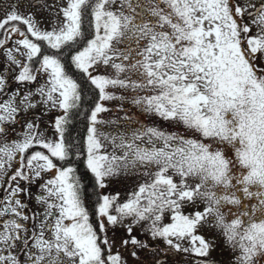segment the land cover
Here are the masks:
<instances>
[{
  "label": "snow or ice",
  "instance_id": "6c2138e0",
  "mask_svg": "<svg viewBox=\"0 0 264 264\" xmlns=\"http://www.w3.org/2000/svg\"><path fill=\"white\" fill-rule=\"evenodd\" d=\"M26 7L0 11V264H264V0ZM112 101L182 131L106 120ZM122 174L142 178L123 201L102 191Z\"/></svg>",
  "mask_w": 264,
  "mask_h": 264
},
{
  "label": "rangeland",
  "instance_id": "374dc122",
  "mask_svg": "<svg viewBox=\"0 0 264 264\" xmlns=\"http://www.w3.org/2000/svg\"><path fill=\"white\" fill-rule=\"evenodd\" d=\"M3 6H0V11L3 10ZM35 14L37 15V17L39 19H47L48 14H42L41 11L39 9H35ZM255 29V26H253V30ZM4 62V57L1 56L0 57V66L3 65ZM101 71H103V69H101ZM16 87V85L13 83L12 84V90H14ZM28 87L32 88L34 90L35 85H29ZM10 94V92H9ZM6 97H3V99H5ZM119 104L120 102L118 101H112V102H106V106H108L109 108L112 109L111 112L109 113H104L102 114V118L108 120V119H117L119 117H123L125 115V112L127 113V115L134 117L135 120L139 121L140 124H143L145 126H155L158 128H161L164 131H182L181 129H177L174 126H170L168 124V122L162 121L160 120L158 117H154V116H147L145 114H142L137 108H135L134 106H132L130 103H124L123 107H124V112H121L118 110L119 108ZM33 112H35V115L40 116L41 117V121L40 122V127L41 130H44L45 128L48 129L47 134L49 136L52 135V130H51V123L54 120V117L59 114L57 113L55 110L52 112H49L47 115H44V109L42 107H39L36 110H32ZM21 117H23V114L21 115ZM32 118V117H29ZM23 123V119L21 118V124ZM21 124L20 125H16V132L12 133V138L15 139L17 138V133L21 130ZM137 125H132V127H136ZM11 127H15V125L11 126ZM17 127H19L17 129ZM101 131H105V132H110V133H115L117 131V129L120 130H124L125 127H127L125 124L121 123L119 125H101L99 126ZM106 150L108 151H112V148L110 145L106 144ZM142 182V178L137 176V175H133L130 174L128 176H124L123 174L120 177H117L113 180H111L109 182V187L105 190H102L105 192V194H116L117 192H119L120 194V199L121 201L125 200L128 195L134 191L138 185V183ZM1 190V189H0ZM32 192L35 193L38 191V188L33 185L32 186ZM25 199H27V197H24ZM32 207H35L34 202ZM187 211V210H186ZM121 233L123 232V230H119ZM134 234L137 235L138 237L142 238V239H146L148 240V242L151 244H153L154 242H152L150 240V238L141 235L139 229L134 230ZM206 236L211 237L212 233L205 231L204 233ZM221 249H223V252L226 253V255H229V252L227 250H225L223 248V246L218 245ZM147 256L148 259H151V256L148 254H145ZM163 257V254H162ZM144 258V257H142ZM231 257H227V259H230ZM167 259L169 261L172 260H179L181 259L180 257H172V256H168ZM129 262L130 264H134V261H132L131 258H129Z\"/></svg>",
  "mask_w": 264,
  "mask_h": 264
},
{
  "label": "trees",
  "instance_id": "16d2710c",
  "mask_svg": "<svg viewBox=\"0 0 264 264\" xmlns=\"http://www.w3.org/2000/svg\"><path fill=\"white\" fill-rule=\"evenodd\" d=\"M0 38H3L2 35H0ZM3 56L2 52H0V57ZM2 63H4L3 61H1ZM78 80H80V76L77 74L76 77ZM82 83H84L83 81H81ZM84 89H85V94L86 95H91V93L88 90V86L86 84H84ZM3 99V96H0V100ZM91 106V101L86 102L83 106H82V110L83 108H88ZM86 116V114H85ZM31 117V116H30ZM22 119L24 117H21ZM20 125V124H17ZM86 125H87V121L85 118H78L76 115L73 116V124L70 127V135L75 137V136H79L80 138H82L85 135L86 132ZM16 129V125L14 127ZM19 127H17L18 129ZM80 168L82 169L83 166L80 165ZM89 180V175H84L83 177V182L87 183ZM3 195V190L0 191V196ZM95 198L92 197V200H94ZM226 253L223 252V249H221L219 246H217L216 250L212 253V257L215 258L217 261H220L221 264H227L228 260L227 257H229L230 255H226ZM176 258V257H175ZM177 260V259H176Z\"/></svg>",
  "mask_w": 264,
  "mask_h": 264
},
{
  "label": "flooded vegetation",
  "instance_id": "af4514ba",
  "mask_svg": "<svg viewBox=\"0 0 264 264\" xmlns=\"http://www.w3.org/2000/svg\"><path fill=\"white\" fill-rule=\"evenodd\" d=\"M15 2H17V0H0V6H5V5H7V4H9V3H15ZM20 2L22 3V5H23V8H22V10L23 11H29V9L26 7V4H27V2H28V0H20ZM36 2H37V4H38V2H39V0H36ZM38 9V8H37ZM33 11L35 12V9H33ZM43 14H48V13H43ZM249 23H250V21H249ZM255 31H256V28L253 30V32L255 33ZM13 135V134H12ZM0 191H2V189L0 190Z\"/></svg>",
  "mask_w": 264,
  "mask_h": 264
}]
</instances>
